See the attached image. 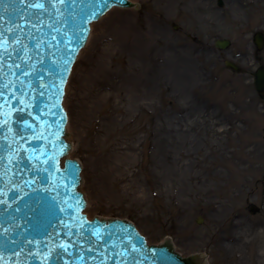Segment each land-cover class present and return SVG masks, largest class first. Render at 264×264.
I'll list each match as a JSON object with an SVG mask.
<instances>
[{
    "label": "rangeland",
    "instance_id": "rangeland-1",
    "mask_svg": "<svg viewBox=\"0 0 264 264\" xmlns=\"http://www.w3.org/2000/svg\"><path fill=\"white\" fill-rule=\"evenodd\" d=\"M133 1L144 11L115 8L93 26L67 86L87 213L131 219L149 242L169 235L209 264H264V92L253 85L264 49L252 42L264 0ZM115 16L134 43L106 49ZM217 38L230 47L216 49ZM233 223L240 237L229 246Z\"/></svg>",
    "mask_w": 264,
    "mask_h": 264
},
{
    "label": "water",
    "instance_id": "water-1",
    "mask_svg": "<svg viewBox=\"0 0 264 264\" xmlns=\"http://www.w3.org/2000/svg\"><path fill=\"white\" fill-rule=\"evenodd\" d=\"M114 9L91 25L101 23ZM133 11L143 12L142 4ZM92 14L84 17L85 23ZM93 26L69 81L92 39ZM77 27L82 29L80 23ZM81 36L73 41L71 55L80 45ZM255 42L260 48L261 34L255 35ZM226 43L218 40L217 46ZM17 60L16 69L0 66V264H109V259L127 264H205L200 254L182 258L169 238L158 245H147L127 220L85 219L81 213L85 201L77 187L79 166L70 159L65 160L64 167L60 163L69 145L64 140L65 116L58 105L59 90L53 92L61 76L59 61L44 59V54L34 55L29 64H21L23 58ZM8 77L13 80L8 82ZM255 85L259 91L264 88L263 66L255 72ZM67 98L66 88L64 105ZM67 115L69 132V110ZM68 138H73L70 132ZM73 150L74 146L71 154ZM84 172L83 167L82 190ZM85 196L87 212L90 202ZM105 255L110 257L106 259Z\"/></svg>",
    "mask_w": 264,
    "mask_h": 264
},
{
    "label": "bare ground",
    "instance_id": "bare-ground-1",
    "mask_svg": "<svg viewBox=\"0 0 264 264\" xmlns=\"http://www.w3.org/2000/svg\"><path fill=\"white\" fill-rule=\"evenodd\" d=\"M118 9H121V8H118ZM131 9V8H130ZM123 9H121L122 11ZM124 10H129V9H124ZM115 17H118V16H115ZM114 22V21H113ZM115 23V22H114ZM116 30L114 28V31H115V35H116V31H117V35H116V40L115 42H111V43H107V46H106V49L107 47L111 48L112 46H114V44H116L117 42H120L121 44H126V45H133L134 43V40L131 39L132 38V31L128 33V30H127V27L129 25L128 21L123 18V17H118L116 19ZM120 29V30H119ZM129 35H128V34ZM125 35L127 36L128 35V38H124ZM113 39V38H112ZM127 40V41H126ZM104 51V50H103ZM89 78H90V74H86V77L84 79H81L80 81V89H82V92L84 95H86L88 93V90L87 88H89ZM82 81H84V83L82 84ZM82 84V85H81ZM69 131H70V127H69ZM234 222V221H233ZM234 226V223L229 227L228 231L229 234L226 235V240H228V244L229 246H235L237 244V239H239L240 235L236 234L234 232V230L236 229ZM233 247H232V251H231V257H233ZM259 256L261 258L264 257V247H262V251L261 253H259Z\"/></svg>",
    "mask_w": 264,
    "mask_h": 264
},
{
    "label": "snow or ice",
    "instance_id": "snow-or-ice-1",
    "mask_svg": "<svg viewBox=\"0 0 264 264\" xmlns=\"http://www.w3.org/2000/svg\"><path fill=\"white\" fill-rule=\"evenodd\" d=\"M8 2L11 3H20V4H25L28 2V0H8ZM49 3H51V0H48ZM59 4L64 5V4H68V3H75V0H58ZM97 4L100 7H103L104 10H107V7L110 6V0H96ZM5 0H0V20L3 19V15L5 12ZM29 7L41 10V11H46L47 9L45 8V0H32L31 3L28 4ZM53 7H55V5H53ZM103 14L102 12L99 11V8L93 12L92 14V18H96L97 15ZM4 31V28L2 25H0V36H2ZM2 55V54H0ZM0 95H2V92H0Z\"/></svg>",
    "mask_w": 264,
    "mask_h": 264
},
{
    "label": "flooded vegetation",
    "instance_id": "flooded-vegetation-1",
    "mask_svg": "<svg viewBox=\"0 0 264 264\" xmlns=\"http://www.w3.org/2000/svg\"><path fill=\"white\" fill-rule=\"evenodd\" d=\"M223 3V2H222Z\"/></svg>",
    "mask_w": 264,
    "mask_h": 264
}]
</instances>
